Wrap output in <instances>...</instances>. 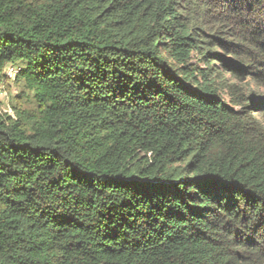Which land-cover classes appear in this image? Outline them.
<instances>
[{
    "label": "trees",
    "instance_id": "obj_1",
    "mask_svg": "<svg viewBox=\"0 0 264 264\" xmlns=\"http://www.w3.org/2000/svg\"><path fill=\"white\" fill-rule=\"evenodd\" d=\"M5 63L0 264H264V0H0Z\"/></svg>",
    "mask_w": 264,
    "mask_h": 264
},
{
    "label": "rangeland",
    "instance_id": "obj_2",
    "mask_svg": "<svg viewBox=\"0 0 264 264\" xmlns=\"http://www.w3.org/2000/svg\"><path fill=\"white\" fill-rule=\"evenodd\" d=\"M19 65L20 63H5L0 68V111L8 113L11 117H36L41 107L32 92L25 89L23 82L18 79Z\"/></svg>",
    "mask_w": 264,
    "mask_h": 264
}]
</instances>
